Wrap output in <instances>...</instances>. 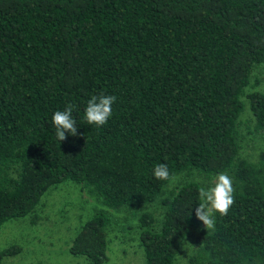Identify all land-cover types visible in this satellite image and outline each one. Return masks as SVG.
<instances>
[{
  "label": "trees",
  "instance_id": "obj_1",
  "mask_svg": "<svg viewBox=\"0 0 264 264\" xmlns=\"http://www.w3.org/2000/svg\"><path fill=\"white\" fill-rule=\"evenodd\" d=\"M258 64L264 0H0V226L63 180L132 217L176 173H226L235 203L195 235L187 264H264V149L238 157L244 102L251 133L264 131V93L245 92ZM93 95L116 97L103 126L85 119ZM69 105L78 134L59 141L51 117ZM159 163L169 179L153 176ZM200 187L162 198L157 229L137 215L142 264H175ZM109 223L95 212L68 253L103 264ZM19 251L1 248L0 261Z\"/></svg>",
  "mask_w": 264,
  "mask_h": 264
},
{
  "label": "rangeland",
  "instance_id": "obj_2",
  "mask_svg": "<svg viewBox=\"0 0 264 264\" xmlns=\"http://www.w3.org/2000/svg\"><path fill=\"white\" fill-rule=\"evenodd\" d=\"M254 77L258 78V85L255 88H246L245 92L257 89L264 93L263 64L254 66L251 80ZM244 105L239 125L238 157L254 161L257 152L264 149V131L251 133L254 121L246 102ZM216 176L205 178L194 169L176 173L151 203L135 207V215L132 217L102 205L98 197L88 193L79 183L63 180L48 187L32 213L2 223L0 249L17 244L20 251L15 255L4 256L0 264H75L77 258V264H85L81 257L70 255L67 247L77 227L98 210H103L111 219V223L105 228L108 245L107 259L103 264L107 261L108 264H142L144 256L141 246L138 245L137 215L143 211L149 212L154 218L152 227L157 229L163 212L160 202L162 198L170 197L182 183L191 180L198 182L201 187L209 188L214 185ZM201 229L206 230L194 214L189 234L183 239L190 244L186 245V249L180 244L174 257L175 264H187V256L196 247L194 237Z\"/></svg>",
  "mask_w": 264,
  "mask_h": 264
},
{
  "label": "clouds",
  "instance_id": "obj_3",
  "mask_svg": "<svg viewBox=\"0 0 264 264\" xmlns=\"http://www.w3.org/2000/svg\"><path fill=\"white\" fill-rule=\"evenodd\" d=\"M114 95H93L87 102L85 108V119L88 124L103 126L112 115V105L115 102ZM73 109L69 105L64 111L57 110L51 117L55 128V135L59 141H64L66 133L76 136L77 125L73 119ZM153 176L158 180H167L170 177L168 166L165 163H159L153 167ZM234 187L231 177L226 173L218 174L215 177L214 185L205 188H199V198L201 203L195 208V217L203 223L207 231L214 230L216 219L215 213L220 216L228 214L234 201ZM190 243L182 242L181 247L186 249Z\"/></svg>",
  "mask_w": 264,
  "mask_h": 264
},
{
  "label": "crops",
  "instance_id": "obj_4",
  "mask_svg": "<svg viewBox=\"0 0 264 264\" xmlns=\"http://www.w3.org/2000/svg\"><path fill=\"white\" fill-rule=\"evenodd\" d=\"M107 245H108V243H107ZM68 248V247H67ZM71 255V254H70ZM73 256V255H72ZM78 257H81L83 260H81L82 262L84 261V263L85 264H89L88 262H87V260H86V258H84L83 256H78ZM109 258H110V256H109ZM78 259V258H77ZM77 259H76V261H75V264H77ZM106 264H108V261L106 262Z\"/></svg>",
  "mask_w": 264,
  "mask_h": 264
}]
</instances>
